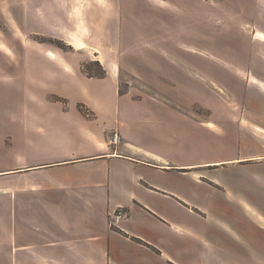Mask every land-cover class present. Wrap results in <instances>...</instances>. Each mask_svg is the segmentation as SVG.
Instances as JSON below:
<instances>
[{"label":"crops","instance_id":"crops-1","mask_svg":"<svg viewBox=\"0 0 264 264\" xmlns=\"http://www.w3.org/2000/svg\"><path fill=\"white\" fill-rule=\"evenodd\" d=\"M35 60L55 88L18 91L0 119V264H264L263 102L241 104L222 148L210 120L192 139L164 116L191 106L69 73L58 49Z\"/></svg>","mask_w":264,"mask_h":264},{"label":"rangeland","instance_id":"rangeland-1","mask_svg":"<svg viewBox=\"0 0 264 264\" xmlns=\"http://www.w3.org/2000/svg\"><path fill=\"white\" fill-rule=\"evenodd\" d=\"M48 49L62 51L69 73L98 60L140 103L191 106L192 117L164 116L192 127V139L196 121L210 120L214 146L225 147L241 104L264 103V0H0V119L18 91L55 88L50 67L35 63Z\"/></svg>","mask_w":264,"mask_h":264},{"label":"trees","instance_id":"trees-1","mask_svg":"<svg viewBox=\"0 0 264 264\" xmlns=\"http://www.w3.org/2000/svg\"><path fill=\"white\" fill-rule=\"evenodd\" d=\"M68 46L72 47L71 45H68ZM59 47H61V46H59ZM61 48L63 49L64 47H61ZM90 62H88L89 63L88 65L86 64V67L84 66V68L86 69L84 72L86 73V75L88 77L103 78L106 76V71H105V69L102 68V66L98 60H94L91 63ZM91 64L92 65L93 64L98 65L100 69L99 70L98 69L97 70L92 69ZM56 98H58L57 100L60 99V97H58V96ZM78 108L81 112L85 111V109L83 108V105H81V104L79 105Z\"/></svg>","mask_w":264,"mask_h":264},{"label":"built area","instance_id":"built-area-1","mask_svg":"<svg viewBox=\"0 0 264 264\" xmlns=\"http://www.w3.org/2000/svg\"><path fill=\"white\" fill-rule=\"evenodd\" d=\"M120 137L119 135L114 132L112 137H111V142L116 143L117 141H119ZM126 216V211H124L122 208H118L112 215L111 217V221L110 224H115L116 222L119 221V219L123 218Z\"/></svg>","mask_w":264,"mask_h":264}]
</instances>
